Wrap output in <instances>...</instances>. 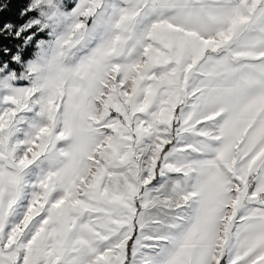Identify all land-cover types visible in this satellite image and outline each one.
Wrapping results in <instances>:
<instances>
[{
	"label": "snow or ice",
	"instance_id": "1",
	"mask_svg": "<svg viewBox=\"0 0 264 264\" xmlns=\"http://www.w3.org/2000/svg\"><path fill=\"white\" fill-rule=\"evenodd\" d=\"M0 264H264V0H0Z\"/></svg>",
	"mask_w": 264,
	"mask_h": 264
}]
</instances>
